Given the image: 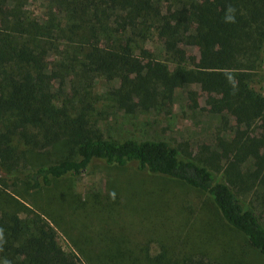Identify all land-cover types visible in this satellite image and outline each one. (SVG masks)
<instances>
[{"label": "trees", "instance_id": "1", "mask_svg": "<svg viewBox=\"0 0 264 264\" xmlns=\"http://www.w3.org/2000/svg\"><path fill=\"white\" fill-rule=\"evenodd\" d=\"M28 1L0 0V264H264V224L238 198L264 187V97L251 87L260 73L264 89V0H39L37 14ZM99 79L112 83L102 94ZM191 85L239 129L260 130L224 145L223 167L101 130ZM97 163L164 194L115 183L103 196L66 192L56 219L36 213V194ZM20 186L34 211L6 192ZM83 208L105 222L100 235L75 227Z\"/></svg>", "mask_w": 264, "mask_h": 264}, {"label": "rangeland", "instance_id": "2", "mask_svg": "<svg viewBox=\"0 0 264 264\" xmlns=\"http://www.w3.org/2000/svg\"><path fill=\"white\" fill-rule=\"evenodd\" d=\"M28 4L36 14L40 11L39 0L33 2L29 0ZM147 46L151 48L150 45ZM152 52L161 58V53L156 52V50ZM188 55L193 56L188 49L187 51L185 49V60H187ZM188 62L191 63L190 60ZM262 69H264L263 66ZM261 76L260 73L257 74L251 87L264 97V89H261L259 81ZM109 85H112V83L109 84L104 79H99L95 83L94 91L102 94L103 90L108 88ZM206 98V93L202 92L196 85L186 86L175 90L170 101L164 102L159 107L148 112H137L119 121L120 114H112L110 117L112 120L107 124L104 122V125H101V130L106 136L113 139L132 138L134 140L166 141L172 146L181 148L185 155L199 159L201 164L207 162L213 168H221L225 165L227 159L230 158L228 157L229 153L224 151V145H227L233 137H238L239 133L240 136L247 133V136L251 137L260 133V130L254 129V127L249 130L244 127L239 129L231 115H227L221 109L217 110L215 107L208 106ZM101 165V163H97L95 167L91 166L78 177L57 182L54 188L43 190L36 194V210L32 206L30 195L25 190H22L23 187L20 186L15 192L11 190L6 192L29 210H35L36 213L40 211L44 215L52 213L55 219L60 216L56 206L65 199L64 194H67L66 192H71L82 199L87 195L95 196L100 193L103 196L109 193L115 187V183H117L123 188H128L130 196L139 189L144 194L149 193L155 196L159 193L157 189L159 183L152 182V185H154L151 188L145 178L141 182L140 177H137L131 169H108ZM163 187L166 188V186ZM248 190H244L243 187L241 192L246 193L244 195L240 193L237 196L245 206L256 213L261 223L264 224V196H262L264 187L254 182L248 185ZM161 194L163 195L164 192L159 193L158 196L161 197ZM254 195L257 200L253 197ZM128 199L130 200L131 197ZM87 202L89 203V199ZM87 209L89 208H83V211L79 214L80 217H83V220L74 225L86 235H100L104 229L102 225L105 222L95 217H90L86 213ZM75 213L72 212L71 218L77 221ZM20 216L26 217L24 213L20 214ZM126 221L129 222V217H126ZM128 225L134 226L133 224ZM56 235L58 245L64 251H72L65 234L57 229Z\"/></svg>", "mask_w": 264, "mask_h": 264}]
</instances>
